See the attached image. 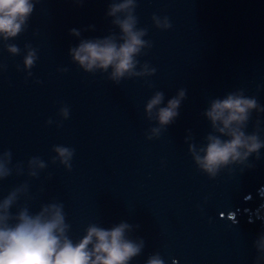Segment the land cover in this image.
Instances as JSON below:
<instances>
[{
	"label": "water",
	"instance_id": "1",
	"mask_svg": "<svg viewBox=\"0 0 264 264\" xmlns=\"http://www.w3.org/2000/svg\"><path fill=\"white\" fill-rule=\"evenodd\" d=\"M136 2L137 27L147 28L144 39L152 42L138 59L156 69L151 76L116 84L109 73H88L72 61L69 48L81 39L118 33L106 16L110 0H39L25 31L0 37V66H6L0 67V156L10 150V167L19 163L24 171L0 180V199L27 183L28 196L13 213L26 204L35 213L42 204L63 203L74 242L90 224L139 225L128 235L145 247L130 264H146L157 253L164 264H254L264 257L255 246L264 236V220L256 217L264 205V148L259 160L249 157L254 168L232 165L209 178L189 144L206 143L212 129L203 112L212 99L243 90L264 107V0ZM153 14L167 16L172 27L156 28ZM73 28L80 37L70 35ZM8 44L20 54L9 53ZM26 44L37 54L29 70ZM181 88L187 94L179 117L147 139L158 126L155 113L149 119L145 112L148 100L162 91L166 105ZM64 106L67 119L59 114ZM257 119L264 129V113L253 111L248 133ZM55 145L75 149L71 171L51 162ZM32 157L47 164L38 177L27 174Z\"/></svg>",
	"mask_w": 264,
	"mask_h": 264
},
{
	"label": "clouds",
	"instance_id": "2",
	"mask_svg": "<svg viewBox=\"0 0 264 264\" xmlns=\"http://www.w3.org/2000/svg\"><path fill=\"white\" fill-rule=\"evenodd\" d=\"M38 2L39 0H0V37L7 41L25 31ZM76 2L82 4L83 0ZM136 8V0H110L106 16L112 18L111 23L119 30L118 33L110 30L102 38L81 39L77 46L69 48L72 61L88 73H109L108 79L116 84L125 78L154 75L156 69L147 62L141 64L138 59L147 54L144 50L150 49L152 42L144 39L148 29L137 27L139 21L135 15ZM151 19L158 29L168 30L172 27L167 16L161 18L153 14ZM70 35L80 37L81 32L73 28L70 29ZM6 47L13 56L21 52L15 44H8ZM25 48L28 51L23 65L24 69L29 70L35 65L37 54L31 45L26 44ZM17 69L19 70V66ZM28 75L31 76L32 73L29 71ZM186 94L187 89L181 88L164 105V93H154L146 104L145 112L149 119L155 113L158 126L149 130L147 139L158 138L162 130L174 123L180 115L179 109ZM253 111L259 116L264 113V107L255 97L245 96L243 90L232 91L222 98L209 101L203 115L210 122L212 131L205 136V144H189V152L197 168L209 178H215L222 169L232 165L242 166L241 172L246 168H254V164L248 163L249 157L254 155L257 160L261 158L260 150L264 148V140L260 136L264 131L260 127L261 121H255L254 131H246ZM59 114L67 119L68 107H61ZM47 123L51 124L53 121L49 120ZM52 150L56 155L51 162L55 164L58 160L71 171L75 149L55 145ZM11 162V151H3L0 156V180L11 176L14 170L18 176L24 174L21 164L10 167ZM46 167L47 164L40 157H32L27 162V174L38 177L39 172ZM28 191V184L23 183L0 199V264H130L145 247L142 238L133 240L128 235L139 225L126 221L110 228L90 224L83 237L74 242L69 236L71 226L66 222L64 205L60 202L42 204L35 213L26 204L13 213V207L21 197L28 196ZM256 217L264 220V205L257 209ZM255 246L258 251L264 252V236L255 242ZM261 259L264 257L257 256L254 264H259ZM146 264H164V260L157 253L151 255Z\"/></svg>",
	"mask_w": 264,
	"mask_h": 264
}]
</instances>
